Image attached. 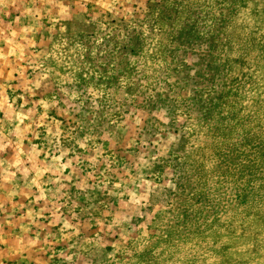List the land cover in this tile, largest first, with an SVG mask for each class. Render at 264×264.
I'll use <instances>...</instances> for the list:
<instances>
[{
	"label": "rangeland",
	"instance_id": "rangeland-1",
	"mask_svg": "<svg viewBox=\"0 0 264 264\" xmlns=\"http://www.w3.org/2000/svg\"><path fill=\"white\" fill-rule=\"evenodd\" d=\"M109 5L0 3V237L21 250L0 264H158L162 243L237 264L240 238L264 229V124L233 102L264 27L249 30L242 0ZM173 129L182 143L160 156Z\"/></svg>",
	"mask_w": 264,
	"mask_h": 264
},
{
	"label": "clouds",
	"instance_id": "clouds-1",
	"mask_svg": "<svg viewBox=\"0 0 264 264\" xmlns=\"http://www.w3.org/2000/svg\"><path fill=\"white\" fill-rule=\"evenodd\" d=\"M4 0H0V3H3ZM45 5H56L57 0H40ZM101 3H104V0H100ZM118 0H111V6H114ZM243 3L247 4V8L241 13V15L247 20L249 30L259 29L264 27V0H242ZM61 10V15H64L67 12V9L61 3L58 5ZM63 30V29H62ZM25 31H31V29H25ZM16 33H12V36L15 37ZM8 43L11 44L12 41L8 40ZM19 47L18 45L16 46ZM79 47V45H77ZM15 49L10 51L8 55H14ZM23 55V50L20 51V56ZM8 56L4 54V50L0 48V60H7ZM20 58L19 56L17 57ZM42 67V65H41ZM247 73L252 77L251 80H245L244 76ZM195 75V73H193ZM240 89L241 95L234 100L233 102L237 104L235 111L239 114L237 116L238 120L244 125H261L264 124V59H261L255 66L245 67L240 73ZM43 78V77H42ZM258 78V79H257ZM97 95H99L97 93ZM18 99H22L19 97ZM6 99H0V107L6 104ZM14 103V101H13ZM43 103V102H42ZM45 108L48 107L47 104H44ZM9 109H12L11 104H7ZM23 111V106H21L20 111L16 114V118L19 120L20 124H23L28 115L21 114ZM32 114V110H29V115ZM43 119V117H41ZM139 123V121H137ZM4 122L0 121V152H3L8 143L5 141L8 139L7 136H4ZM27 127V126H26ZM191 127V126H190ZM20 132L19 124H14L11 131L8 132L9 136ZM175 129L168 133L167 141L162 142L163 150L159 152L160 156H166L167 150L169 148H176L182 143L181 136L184 135V132L181 131L179 134H174ZM57 138L59 137V131L56 133ZM9 143H11L9 141ZM18 146V145H17ZM81 147H84V144H81ZM191 151H186L181 153V160H187ZM67 155V151L62 152L61 157ZM58 158V159H60ZM155 160L157 157H151ZM147 164V161H144ZM147 183V181H145ZM169 187L175 189V185L169 184ZM142 199H147V196L142 197ZM136 203H139V200H136ZM65 227H70L65 225ZM33 243H35L33 241ZM0 245H5V247L0 248V255H15L21 250L16 247L7 246L2 237H0ZM237 257V264H264V229L253 234L252 237L245 235L240 238V243L234 250ZM211 255L206 247H197L194 243H184L177 244L175 246L160 244L159 247L155 249V259L158 261V264H204V261ZM71 260V257H68ZM210 264V262H209Z\"/></svg>",
	"mask_w": 264,
	"mask_h": 264
}]
</instances>
